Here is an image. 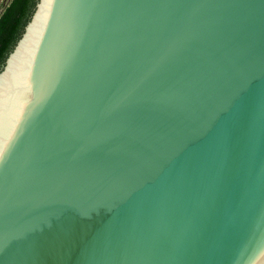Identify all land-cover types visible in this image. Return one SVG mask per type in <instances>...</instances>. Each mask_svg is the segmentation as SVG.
<instances>
[{"label": "water", "instance_id": "1", "mask_svg": "<svg viewBox=\"0 0 264 264\" xmlns=\"http://www.w3.org/2000/svg\"><path fill=\"white\" fill-rule=\"evenodd\" d=\"M0 264H264V0H37L0 70Z\"/></svg>", "mask_w": 264, "mask_h": 264}, {"label": "trees", "instance_id": "2", "mask_svg": "<svg viewBox=\"0 0 264 264\" xmlns=\"http://www.w3.org/2000/svg\"><path fill=\"white\" fill-rule=\"evenodd\" d=\"M37 0H11L0 15V70L20 38Z\"/></svg>", "mask_w": 264, "mask_h": 264}, {"label": "rangeland", "instance_id": "3", "mask_svg": "<svg viewBox=\"0 0 264 264\" xmlns=\"http://www.w3.org/2000/svg\"><path fill=\"white\" fill-rule=\"evenodd\" d=\"M11 0H0V15Z\"/></svg>", "mask_w": 264, "mask_h": 264}]
</instances>
